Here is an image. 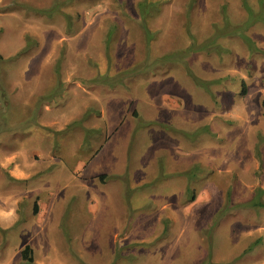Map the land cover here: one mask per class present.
Listing matches in <instances>:
<instances>
[{"label":"rangeland","instance_id":"1","mask_svg":"<svg viewBox=\"0 0 264 264\" xmlns=\"http://www.w3.org/2000/svg\"><path fill=\"white\" fill-rule=\"evenodd\" d=\"M0 264H264V0H0Z\"/></svg>","mask_w":264,"mask_h":264},{"label":"trees","instance_id":"2","mask_svg":"<svg viewBox=\"0 0 264 264\" xmlns=\"http://www.w3.org/2000/svg\"><path fill=\"white\" fill-rule=\"evenodd\" d=\"M36 206V205H35ZM34 213L36 212V208H34ZM21 257L24 261L32 263L33 258H32V251L29 246H26L22 251H21Z\"/></svg>","mask_w":264,"mask_h":264}]
</instances>
